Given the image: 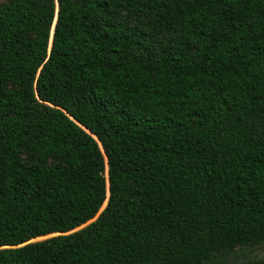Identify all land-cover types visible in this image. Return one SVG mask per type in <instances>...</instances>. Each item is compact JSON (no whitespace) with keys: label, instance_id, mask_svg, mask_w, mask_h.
Instances as JSON below:
<instances>
[{"label":"trees","instance_id":"trees-1","mask_svg":"<svg viewBox=\"0 0 264 264\" xmlns=\"http://www.w3.org/2000/svg\"><path fill=\"white\" fill-rule=\"evenodd\" d=\"M254 245L264 0L0 3V264H209Z\"/></svg>","mask_w":264,"mask_h":264},{"label":"rangeland","instance_id":"rangeland-1","mask_svg":"<svg viewBox=\"0 0 264 264\" xmlns=\"http://www.w3.org/2000/svg\"><path fill=\"white\" fill-rule=\"evenodd\" d=\"M3 0H0V3ZM103 208V206H102ZM264 257V245L246 246L236 249L230 254L217 257L214 262L209 264H246L252 260Z\"/></svg>","mask_w":264,"mask_h":264}]
</instances>
